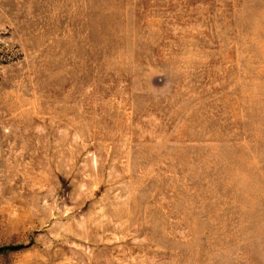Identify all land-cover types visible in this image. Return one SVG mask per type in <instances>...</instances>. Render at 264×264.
Listing matches in <instances>:
<instances>
[{
  "label": "rangeland",
  "instance_id": "obj_1",
  "mask_svg": "<svg viewBox=\"0 0 264 264\" xmlns=\"http://www.w3.org/2000/svg\"><path fill=\"white\" fill-rule=\"evenodd\" d=\"M0 264H264V0H0Z\"/></svg>",
  "mask_w": 264,
  "mask_h": 264
}]
</instances>
